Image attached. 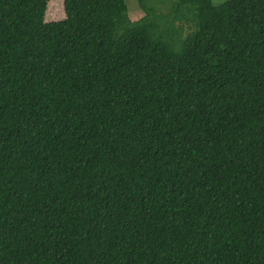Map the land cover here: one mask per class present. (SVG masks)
Returning a JSON list of instances; mask_svg holds the SVG:
<instances>
[{"label": "trees", "instance_id": "16d2710c", "mask_svg": "<svg viewBox=\"0 0 264 264\" xmlns=\"http://www.w3.org/2000/svg\"><path fill=\"white\" fill-rule=\"evenodd\" d=\"M137 2L0 0V264H264V0Z\"/></svg>", "mask_w": 264, "mask_h": 264}, {"label": "rangeland", "instance_id": "374dc122", "mask_svg": "<svg viewBox=\"0 0 264 264\" xmlns=\"http://www.w3.org/2000/svg\"><path fill=\"white\" fill-rule=\"evenodd\" d=\"M150 6L154 8L159 7L160 0H147ZM223 0H213L214 3H219ZM127 6V14L130 21H136L140 19L144 13L141 10L137 0H125ZM161 7L160 11L165 12ZM65 17L63 11V0H47L46 10L44 12V22L62 20ZM181 25L183 28V35H185L190 29L184 23H175V26Z\"/></svg>", "mask_w": 264, "mask_h": 264}]
</instances>
